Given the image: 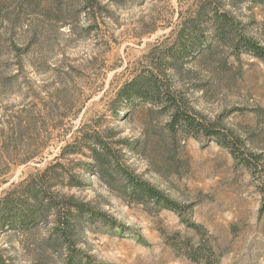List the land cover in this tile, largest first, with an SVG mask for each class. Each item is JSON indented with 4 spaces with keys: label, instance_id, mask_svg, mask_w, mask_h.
<instances>
[{
    "label": "rangeland",
    "instance_id": "374dc122",
    "mask_svg": "<svg viewBox=\"0 0 264 264\" xmlns=\"http://www.w3.org/2000/svg\"><path fill=\"white\" fill-rule=\"evenodd\" d=\"M98 1L84 15L81 0H0V129H7L11 116L35 106L39 115L50 84L64 82L69 90L53 138L65 133L64 141H70L80 128L115 133L106 141L131 171L179 204H192L187 218L206 232L214 252L209 264H264L258 187L264 189V180H255L214 142L178 133L172 144L164 129L167 118L152 105L137 102L111 111L119 87L157 62L180 23L194 13L196 0ZM234 13L244 31L264 46V6L246 2ZM178 68L175 82L190 105L210 120L226 113L224 124L243 136L264 163V63L247 54L234 58L215 43ZM9 73H17V79L7 81ZM37 127L41 159L10 165L7 171L0 166V198L41 171L64 144L47 142L49 125ZM77 160L88 161L77 155L63 163L83 186L63 192L89 201L125 230L93 226L80 237L82 251L102 264H196L167 244L175 233L198 240L177 214L128 203L96 174L76 166ZM51 227L0 233L2 255L13 264H62L46 245Z\"/></svg>",
    "mask_w": 264,
    "mask_h": 264
},
{
    "label": "trees",
    "instance_id": "16d2710c",
    "mask_svg": "<svg viewBox=\"0 0 264 264\" xmlns=\"http://www.w3.org/2000/svg\"><path fill=\"white\" fill-rule=\"evenodd\" d=\"M246 2L264 6V0H196L194 13L180 23L171 46L156 57L157 62L124 82L110 104L114 113L125 105L137 102L154 106L160 115L167 118L164 129L172 144L178 133L195 139L201 138L205 143L214 142L227 151L255 180L263 181L262 156L248 146L243 136L224 124L227 114H221L214 120L208 119L190 105L175 82L179 74L178 63L189 62L197 54L211 51L215 43L227 47L234 58L247 54L264 63V46L244 31L234 13L237 7ZM81 3V13L84 15H88L94 6L100 5L98 0H81ZM21 53L25 55L26 48ZM23 68L19 65L17 71L22 73ZM17 77V73H9L6 79L10 82ZM50 88L51 93L47 95L42 112L37 111L39 115L35 114V106L34 110L11 116L6 122L7 129H0V166L6 171L10 165L19 166L36 158L41 159V147L36 144L39 124L50 127L46 132L47 142L54 140L55 145L64 143L53 160L41 171L27 176L0 198V233L11 230L30 232L41 224H51L46 245L53 253L62 257V264H102L80 249L81 235L96 225L117 229L119 233L125 230L89 201L63 192L83 186V181L74 169L63 163V160L71 156L80 155L88 161L77 160L76 166L96 174L103 184L128 203L152 205L158 210L177 214L198 240L193 243V239L181 238L179 233H175L167 244L174 250L183 251V255L193 263L209 264L214 252L205 241L206 232L187 218L192 204H179L131 171L121 161L119 151L106 141L109 136H115V133L106 135L107 130L89 131L80 128L71 136L70 141H64L63 138L67 136L65 133L53 138V130L63 120L58 115V110L62 107L69 87L64 82L55 80ZM119 143L131 145L125 140ZM45 146L46 144L42 145V148ZM258 187L263 197V210L264 189L261 185ZM0 264L13 263L0 251Z\"/></svg>",
    "mask_w": 264,
    "mask_h": 264
}]
</instances>
